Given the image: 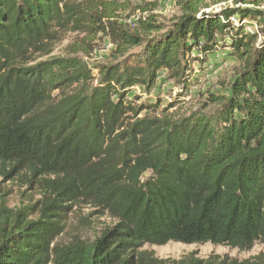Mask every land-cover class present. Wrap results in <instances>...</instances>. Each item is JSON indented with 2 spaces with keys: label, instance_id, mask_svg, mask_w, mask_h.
Instances as JSON below:
<instances>
[{
  "label": "trees",
  "instance_id": "1",
  "mask_svg": "<svg viewBox=\"0 0 264 264\" xmlns=\"http://www.w3.org/2000/svg\"><path fill=\"white\" fill-rule=\"evenodd\" d=\"M233 2L212 9L178 0L171 27L150 16L133 31L116 3L0 0V178H18L39 196L16 210L2 200L0 264H264V253L177 261L144 250L264 244V0ZM235 15L258 21L259 33L234 27ZM70 33L83 36L81 45L51 56ZM99 36L116 54L141 52L94 75L77 54H89ZM221 49L241 65L226 94H209L204 108L216 109L167 116L192 87L193 64ZM163 72L181 91L160 114V101L139 104L130 93L150 92ZM84 205L115 224L93 242L62 244Z\"/></svg>",
  "mask_w": 264,
  "mask_h": 264
},
{
  "label": "rangeland",
  "instance_id": "2",
  "mask_svg": "<svg viewBox=\"0 0 264 264\" xmlns=\"http://www.w3.org/2000/svg\"><path fill=\"white\" fill-rule=\"evenodd\" d=\"M108 3H116L120 8L119 14L122 22L130 30H135L137 20L141 17L144 19L153 16L159 23L171 27L174 19L181 15L178 0H102ZM212 9H220L225 6H233V0L221 2L218 0H205ZM155 9L153 12L146 10ZM136 25V26H134ZM82 35L67 34L65 38L56 43L51 56L68 57L72 54L75 45L80 44L78 38ZM229 41V40H228ZM81 45V44H80ZM93 48L89 54L78 53V57L87 62L93 69L94 75L98 74L97 66L121 62L130 59L132 56L141 52V47L130 49L124 56L116 54V46L106 37L99 36L93 43ZM228 49L218 50L215 55L221 54L217 59L207 60L206 64L197 61L193 64L194 75L192 78V87L187 93L184 102L177 104L168 110L167 116L171 118L189 117L195 113H210L216 109V106L205 107L208 96L211 92L224 95L228 92L229 84L233 79L236 71L240 68V63L229 55ZM223 54V55H222ZM45 57L44 59H46ZM181 91V86L177 85L174 80H170L167 72H163L157 80L156 86L147 92L144 87L134 88L130 93L131 98L140 97L139 104H155L161 102V110L173 102ZM148 110L144 111L139 117L149 114ZM39 196L37 192L30 190L20 179L5 180L0 178V204L5 200L10 209H21L26 205L34 202ZM115 224L107 213H103L93 206L75 207L71 214L68 227L59 241L62 244H68L75 239H81L85 242H93L94 239L101 236L102 232ZM144 250L152 252L159 259L181 260L191 254H195L200 259H206L211 255L228 256L230 258L244 261L264 253V244H256L250 251H240L227 246H216L211 243L186 245L171 242L164 246L147 245Z\"/></svg>",
  "mask_w": 264,
  "mask_h": 264
},
{
  "label": "built area",
  "instance_id": "3",
  "mask_svg": "<svg viewBox=\"0 0 264 264\" xmlns=\"http://www.w3.org/2000/svg\"><path fill=\"white\" fill-rule=\"evenodd\" d=\"M222 20H223V18H222ZM229 21L236 28H238L240 26H244L246 34H250V35H253L255 33H259L260 28H261L258 21H251L249 19L242 20L236 15L230 17ZM258 42H260V39L258 40ZM223 54L226 55L227 53H223ZM199 56L201 57V54H199ZM220 56H221V54H217V55H215V58L217 59V57L219 58Z\"/></svg>",
  "mask_w": 264,
  "mask_h": 264
}]
</instances>
